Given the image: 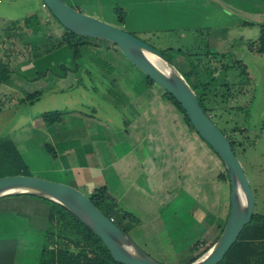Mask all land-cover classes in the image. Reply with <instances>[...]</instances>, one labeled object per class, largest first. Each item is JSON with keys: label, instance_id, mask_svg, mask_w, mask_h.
I'll return each instance as SVG.
<instances>
[{"label": "crops", "instance_id": "0c3cea01", "mask_svg": "<svg viewBox=\"0 0 264 264\" xmlns=\"http://www.w3.org/2000/svg\"><path fill=\"white\" fill-rule=\"evenodd\" d=\"M62 1L78 11L133 34L144 36L177 34L181 38L190 36L191 39H196L198 36L203 38L205 34L208 51H211L210 48L214 45V41L230 40L229 36L223 38L227 30L240 24L234 18L241 17V11L248 9L255 13L259 12L260 8L264 11V0ZM38 2L42 8L41 0ZM115 5H119L125 11L124 23L117 21L113 12ZM237 9H240L239 15H236ZM49 14L43 17L35 10H30L22 17L0 16L1 25L15 22L29 29H31L30 25L34 24L35 17H41L44 21L37 22L36 20L37 26L34 27L36 30L27 34L24 44L44 46L39 49L37 47L39 53L41 49H45L48 42L51 43L52 40L55 42L53 48L42 55L36 53L35 57V53L31 51L33 55L31 54V58L25 64L19 61L17 55L11 56L15 66L13 68L8 66L10 84L2 85L15 84L14 86L18 88L21 86L29 88L30 81L37 78V74L47 68L62 64L69 71L81 64V60L74 61L72 50L62 42L65 30L59 29L54 17ZM49 26L53 28L52 34H49L47 30ZM26 27L23 28L24 32ZM27 50L30 51L29 48ZM216 51L214 49L211 52ZM63 52L69 53L70 62L64 56L58 55L59 53L63 55ZM2 53L3 50L0 48V58L6 63L8 55ZM118 60L121 63L118 64L116 70H120L118 72L122 73L123 82L128 85V91L124 92L126 101L119 104L118 114H116L122 119V128H117L114 121L112 123L117 128L114 132L115 128L108 125L110 120L105 119L106 117L101 116L102 114L99 115L98 109L95 108L93 113L84 112L73 109L72 107L75 106L71 104L67 105L66 110L71 112L65 123L46 127L41 122V125L37 127L41 131V136L38 137L36 135L40 133L34 132L33 126L31 129L30 126L28 128L26 126L23 130L26 132L25 135L15 132L11 140L23 156L25 139L33 138L34 135L40 139L47 138L45 143L54 148L57 156L51 164L48 162L47 155H42L47 160L48 172L51 174L56 172L58 176L64 174L68 179L67 184L77 189L83 187L88 192L96 187L106 186L108 183L105 181L103 169L105 170L110 165V158H112L110 153L118 152L122 145L131 147L133 151L136 149L139 162L132 178L135 186L132 182L127 183L121 188V193L128 191L129 186L136 187V190L151 188L155 195L152 202L155 203V207H159L161 215L152 217L150 221L153 224L150 223V226L160 228L156 230L157 233L162 231L165 226L163 218L169 214L170 210L178 222L177 226H182V232H179L177 237L173 235L169 238L171 247L174 249L173 253L183 254L176 262L177 264H189L193 258L191 257L193 244L196 242L200 247L203 245H207L206 248L211 247L225 226L230 211V184L225 177L224 165L218 159L207 158L201 145L203 140L194 129L187 125L183 115L164 98L159 86L155 84L148 86L146 77L142 75L143 79L139 78L136 73V70H139L122 59L119 54ZM71 66L74 68L71 69ZM73 116L74 120L71 118ZM26 123L30 124L29 121ZM100 146L108 148L103 152V150L99 151ZM104 153H108V159L104 158ZM163 164L165 167L161 166ZM171 171L173 172L172 182L169 178ZM119 176L122 177V175ZM142 176L144 187L141 186L138 189L137 186L142 182L140 179ZM106 187L110 193L108 186ZM211 189H213L212 194H210ZM206 190L209 193L207 199L201 197ZM113 198L118 203L117 198L115 196ZM40 200L22 194L0 197V264L38 263L47 228L49 209L48 205ZM165 205L169 209L166 213H164ZM216 206H220L217 211ZM255 208L256 202L254 212ZM210 209L214 211L209 212ZM192 226H198V230L192 229L196 233L189 234V227ZM262 242L264 240L257 242L260 245L255 254L247 258L239 256L236 264L245 262L264 264V259H261V257L264 258ZM198 250L199 247H197Z\"/></svg>", "mask_w": 264, "mask_h": 264}, {"label": "rangeland", "instance_id": "374dc122", "mask_svg": "<svg viewBox=\"0 0 264 264\" xmlns=\"http://www.w3.org/2000/svg\"><path fill=\"white\" fill-rule=\"evenodd\" d=\"M30 10H35V12L43 17L49 14L47 9L39 6L38 0H0V16H14V18L17 16L22 17L23 14H26V12ZM239 14L240 9H237L236 15ZM234 19L240 22V24L227 30L225 33L226 36L223 38L225 39L229 36L230 40L220 39L219 42L214 41V45L210 48L211 51L216 49V52L219 53L217 61L220 64H217L218 66L215 70L209 72L208 69L203 68L201 72H197L196 70L197 74L194 73L193 76L196 77L199 73L200 77L203 76L204 78H208V74L211 75L210 80H212V85L215 86L210 99V106L213 109L211 113L214 116L212 121L222 132H224L225 129L227 135L234 141L236 149L234 151L244 167L245 174L255 195V211L264 213V55L251 50L253 48L249 45L251 40H255L259 36V25L264 22V11L260 8L259 12L254 13L248 9H244L241 11V17L236 16ZM36 20L37 22L44 21L41 17H35L34 24L30 25L31 29L15 22H9L6 25L0 24V43L2 42L0 48L3 50V55H8L6 62L7 66L11 68L15 66L11 56L14 57L17 55L19 61H23L25 64L26 61L31 58L32 53H35V57L37 56L36 53H39L37 47L38 49L39 47H44L42 45L33 44L24 45L26 43V37L28 36L27 34L36 30L34 29V27L36 28L37 26ZM54 20L56 21L57 27L64 31V27L55 18ZM24 27H26L25 32L23 31ZM47 30L49 34L53 33V28L51 29L50 26ZM133 35L159 50L182 74L190 76L192 79L191 73L187 75L190 71L189 67L191 66V62L197 63V60H199L203 63L206 59L207 68L213 65L212 58L206 55L207 46L205 34L202 36L203 38L198 36L196 39H191L190 36L181 38V36L177 34ZM89 41L91 45L87 50L83 51L81 64H79L76 69L74 66H71V69L74 68L73 70L75 71H64L62 68L63 65L60 64L53 68H47L40 73L41 75H38V73L37 78L30 81L31 86L29 88L25 86L18 88L15 87V84V86L0 85L1 137H8L11 139L15 136V132H21L22 135H25L26 132L23 130L26 129V126L27 128L30 126V129L33 126L35 129L34 132L40 133L36 136H41V131L37 129L42 122L41 119L37 117L38 114L51 110H61L69 114L71 111H67L66 109L67 105L71 104L75 106L72 107L73 109L83 110L84 112L89 111L93 113L92 111L95 108L98 109L100 112L99 115L102 114L101 116L110 120L108 125L115 128L113 129L114 132L117 128L123 127L121 125L122 119L116 114H118L119 104L122 102L125 103L126 101L124 92L128 91V85L123 82L122 73L119 74L120 70H116L118 64L121 63L118 60V52H114L116 51L114 49L115 46L108 41L94 38H89ZM54 45L55 42L53 40L51 43L48 42L47 45H45V49H41L39 54L42 55V53L48 52ZM28 48L30 49L29 52L27 50ZM178 49L180 51H178ZM68 54L63 52V55L61 53L58 55L61 57L64 56V58L68 59L67 61L70 62ZM222 54L225 57H219ZM58 55L57 58H59ZM234 58L240 59L241 65L236 68L229 66ZM107 64L111 65L114 70ZM220 66L223 67L220 68ZM85 68L89 71L88 73L85 71ZM136 73L139 78L143 79V73L137 70ZM79 80L82 81L80 82ZM143 82L145 81L143 80ZM224 85L230 87L229 93L233 97L226 96ZM93 86L95 87L94 90L92 89ZM38 90L42 92L39 100L35 101L33 104L22 101L26 99L28 93H34ZM204 92L205 94L207 93L206 91ZM201 93L202 91L198 88L197 95L199 96ZM68 114L67 117H64L61 124L65 123L66 118L69 116ZM74 116L71 117L72 120L75 119ZM27 121L30 122L29 125L26 123ZM114 121L117 128L112 123ZM233 128L238 130L233 133ZM111 135L113 136V134ZM36 136L34 135L33 138L25 139L26 143L23 159L28 166L30 174L32 176L66 183L68 179L65 178L64 174L58 176L56 172L52 174L48 172L47 160L42 157V155H47L49 158L48 162L51 164V161L54 160L44 148L47 138L40 139ZM201 145L207 158L218 159L216 154L205 142L202 141ZM107 148L108 147L100 146L99 151L103 150L104 152ZM129 149H131V147L122 145L119 147L118 152L110 153L112 157L110 158V165L108 168H105V170L103 169L106 183L108 181L106 186H108V189L111 191L108 195L113 200V196L117 198L122 211V214L120 213L116 216L115 222L130 237L136 246L152 259L162 264H177L178 262L176 261L179 259L178 257L183 254L179 252L177 254L173 253L174 249L171 247L172 244L169 238L173 235L177 237L179 232H182V226H177L178 222L174 219L173 213L167 209L166 205L164 206L166 207L164 208V213H166V210H169V214L163 218L165 226L162 231L160 230L157 233L156 230L160 228H155V226L152 225L150 226V223L153 224L150 220L152 217L161 215V211L159 207H155V203L152 202L155 195L152 193L151 188L140 189L141 186L144 187V177L142 176L140 178L142 182L137 186L140 190H136V187L133 188L129 186L128 191L121 193V188L127 183L130 184V182H132L135 186V182L132 178L139 162V156L136 149H134V151ZM104 155V158L108 159V153H104ZM150 158H152V156H150ZM154 164H156V162H154ZM161 166L165 167L164 164ZM119 175H122V177ZM169 178L172 182V171ZM174 180L173 183H175ZM79 190L89 196L93 189L90 192L85 191L86 189L83 187ZM134 190H136V192ZM207 191L208 190H206L205 194L201 197L207 199L209 194ZM212 193L213 189L210 190V194ZM156 205L159 206L158 204ZM218 208H220V206H216L215 210L217 211ZM212 211L214 210H209V212ZM131 218L137 221V223H133ZM159 219L162 218L159 217ZM165 227H167V229H165ZM192 229L198 230V226L189 227V234L195 232ZM157 237L159 239H157ZM193 245H196V242ZM196 246L199 247L198 252H200L206 248L207 245L200 247V245L197 244ZM194 255L195 252L191 253V257Z\"/></svg>", "mask_w": 264, "mask_h": 264}, {"label": "water", "instance_id": "95a60500", "mask_svg": "<svg viewBox=\"0 0 264 264\" xmlns=\"http://www.w3.org/2000/svg\"><path fill=\"white\" fill-rule=\"evenodd\" d=\"M41 1L64 29L114 44L129 63L174 97L185 111L195 132L220 157L230 184V211L216 242L189 263L218 264L238 239L244 226L251 221L256 202L244 167L232 150L226 135L204 112L194 90L180 71L159 50L120 27L78 11L62 0ZM146 54L162 59L171 70L160 68L151 62ZM15 194L38 195L63 205L92 230L111 257L120 264H162L138 248L116 223L74 186L32 175L0 177V197ZM126 242L133 246L135 253L126 249Z\"/></svg>", "mask_w": 264, "mask_h": 264}, {"label": "trees", "instance_id": "16d2710c", "mask_svg": "<svg viewBox=\"0 0 264 264\" xmlns=\"http://www.w3.org/2000/svg\"><path fill=\"white\" fill-rule=\"evenodd\" d=\"M42 3L43 2L41 1V6ZM45 9L47 8L45 7ZM113 12L116 16L117 21L119 23H124L126 18V13L119 5H115L113 7ZM259 27H260L259 36L255 40H251L249 45H251L253 48L251 50H254L264 55V22L261 23ZM62 42L72 50L74 61L82 60L83 51L87 50L91 45L88 37L74 34L66 29H65V33L62 36ZM114 49L116 50V52H118L119 56H121L122 59L127 61L116 46L114 47ZM178 51L180 50L178 49ZM206 55L210 56L213 60L212 63L213 65L210 68L209 66L207 68L206 65L207 62L205 61L206 59L203 61V63L202 61L197 60L198 61L197 63L191 62L190 64L191 66L189 67L193 79L190 76H186L181 72L180 73L186 79L190 87L194 90L198 102L200 106L203 108L204 112L212 120L214 116L211 113L213 109L210 106V99L214 92L215 86L212 85V80H210L211 75L208 74V78H204L203 76L200 77L199 73L198 76L196 77L193 76L194 73L197 74V72H201L202 68L208 69L209 72L215 70L217 66L220 64L217 61V57L219 53L211 52L208 51L207 49ZM222 56L224 55L222 54L219 57ZM240 65H241L240 59L234 58V60L231 61V64L229 66L236 68L237 66ZM108 66L112 70H114V68L111 65ZM221 67L223 66H220V68ZM62 68L64 71H67L63 66ZM85 71L87 73L89 72L87 68H85ZM38 75L41 74L39 73ZM187 75L189 74L187 73ZM9 78H10V70L7 64L4 63L0 58V85L2 84L9 85L10 84ZM79 81L81 82L82 80ZM146 82L148 86L154 85V83L148 78H146ZM224 86H225L226 96L227 97L232 96L229 93L230 87L228 85H224ZM198 88L202 91L201 93L202 96L201 94L199 96L197 95ZM92 89L94 90L95 87L93 86ZM203 90L206 91L207 93L205 94ZM162 91L164 98L178 112H180L183 115L184 121L187 123V125H189L193 129L181 105L174 99V97L171 94L164 91L163 89ZM41 95L42 92L39 90L34 93H28L26 99L22 101L23 102L27 101L29 104H33L35 101L40 99ZM67 114L68 113L65 111L51 110L40 113L38 117L41 119L42 123L46 127H49L61 123ZM237 130L238 129L233 128L232 132L234 133ZM224 132L223 133L226 135L232 147V150L233 151L236 150L234 141L230 139L225 129ZM44 148L53 160L57 159L56 152L50 144L45 143ZM216 156L221 161L220 157L217 154ZM16 174L31 175L28 170V166L25 160L23 159V156L18 151L13 141L8 137L6 138L0 136V177H4L7 175H16ZM225 177L228 179L227 172L225 173ZM22 195L41 199L49 207L47 228L45 230L43 246L37 264H120L111 257L105 245L92 232V230L85 223H83L77 216H75L72 212H70L66 207L46 197H41L32 194H22ZM88 197L102 211L103 214H105L110 219L112 218L113 222L116 223L115 222L116 216H118L120 213L122 214V211L118 203L108 195V190L106 186H100L94 188ZM131 220L133 223H137V221H135L133 218H131ZM260 240L261 241L264 240V213L255 211L251 221L244 226L238 239L232 244V246L229 248L227 253L224 255L223 259L218 264H236V261L239 259L238 258L239 256H242L243 258H247L249 257V255L255 254L258 245H260L257 244V242H259ZM261 244L263 245V249H264V242H262ZM196 245L192 246L191 248L192 253L197 251ZM209 248L210 246L204 248L200 252L197 251L193 256L192 261L200 257ZM261 259L264 258L261 257ZM244 264H247V262H245Z\"/></svg>", "mask_w": 264, "mask_h": 264}, {"label": "bare ground", "instance_id": "6f19581e", "mask_svg": "<svg viewBox=\"0 0 264 264\" xmlns=\"http://www.w3.org/2000/svg\"><path fill=\"white\" fill-rule=\"evenodd\" d=\"M146 56L148 57V59H149L151 62L157 64L160 68H163V69H165V70H167V71H168V70H171V69L168 67L167 63H166L165 61H163L162 59H160V58H156V57H154L153 55H150V54H146ZM125 247H126V249H128V250L131 251L132 253H135V249L133 248V246H132L129 242H126V243H125Z\"/></svg>", "mask_w": 264, "mask_h": 264}, {"label": "built area", "instance_id": "2783aa9c", "mask_svg": "<svg viewBox=\"0 0 264 264\" xmlns=\"http://www.w3.org/2000/svg\"><path fill=\"white\" fill-rule=\"evenodd\" d=\"M42 7H44V8L46 7V6L44 5V3H42ZM111 220L113 221V219H112V218H111Z\"/></svg>", "mask_w": 264, "mask_h": 264}]
</instances>
